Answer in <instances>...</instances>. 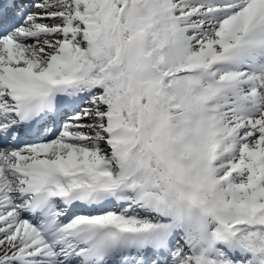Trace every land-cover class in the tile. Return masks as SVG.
I'll list each match as a JSON object with an SVG mask.
<instances>
[{
  "label": "snow or ice",
  "instance_id": "snow-or-ice-1",
  "mask_svg": "<svg viewBox=\"0 0 264 264\" xmlns=\"http://www.w3.org/2000/svg\"><path fill=\"white\" fill-rule=\"evenodd\" d=\"M0 264H264V0H0Z\"/></svg>",
  "mask_w": 264,
  "mask_h": 264
}]
</instances>
